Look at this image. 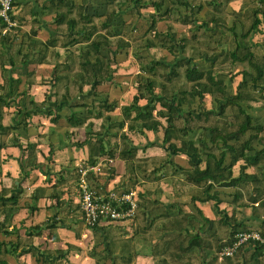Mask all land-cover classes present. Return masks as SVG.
Instances as JSON below:
<instances>
[{"label":"crops","instance_id":"1","mask_svg":"<svg viewBox=\"0 0 264 264\" xmlns=\"http://www.w3.org/2000/svg\"><path fill=\"white\" fill-rule=\"evenodd\" d=\"M148 1L153 0H111L108 4H101L94 0H12V8L9 14L15 24L6 27L5 32H2L0 25V192L4 197L18 192L14 202L9 200L0 202V240H3L7 246L13 242L17 244L12 253L2 254L8 264H111V262L115 264V257L120 255L118 254L119 247L124 246L122 241L125 240L127 242L125 246L130 245L131 248L125 257L129 255L132 259L133 252H140L139 250H132L138 245L140 238L143 244L141 246L149 247V250L145 255L137 254L135 256L136 262L142 261L141 258H137L139 255L141 257L148 255L154 259L161 253H166L161 255L166 259H162V261L168 262V254L171 255L175 251L167 250V248L164 252L158 251L157 242H165L171 239L170 237H175L183 239L182 242L185 244L184 240L186 239L184 237L194 233L199 237V245H192L186 251L180 250L174 254H178V258H180L189 255L188 252L197 253L201 264H205L216 251L220 250L216 249L220 241L216 233L217 224L227 225L225 226L228 228L227 231H230L231 228L256 230L263 235L264 152L256 164H247L244 168L245 173L250 176L245 178V185L241 187L213 185L210 192L213 191L215 196L206 200H200L198 197L203 195L202 187L199 185L198 193L192 192L186 197L179 196L177 193L174 197L167 198L165 192H149L150 189L148 188L145 189L144 193L138 192L136 191L138 182H142V185L144 182L145 185H149L147 183L151 182L152 179L153 181H163L165 178L164 164H169L167 176H176L185 184H193L186 181L181 171L175 169L174 166L177 164L190 168L192 161L198 162L199 160H201L199 164L202 165L204 153L201 152L200 146L194 141V138L191 139L194 141L193 144L197 146L195 153L185 151L171 153L168 146L161 143L162 125L165 124V121L163 116H156L155 114L156 109H163L157 102L152 114L158 118L161 125L159 124L156 130L143 127L141 130L137 127L140 126L139 124H133L129 127V122H127L129 117L123 115L121 106L130 102L132 94L136 91V86L134 88L128 85L132 90L130 96L123 100L120 96L119 83H114L111 79L96 85L82 83V80L84 81L86 78L82 74L83 66L81 64V61L85 59V44L91 38H95L96 35L105 36L108 41L110 35L117 37L116 42L122 40V31L129 26L124 24L122 15L134 13V5L143 7L148 5L145 7L147 17L143 21L146 22L152 37H145V42L150 39L152 41L150 47L160 45L168 49L165 46L168 41H165L164 44L159 43L153 34V28L149 27L155 8ZM162 1L161 9L168 8V12L155 20L153 26L155 32L160 31L167 37L176 39L183 36L185 37L184 46L188 39H194L193 49L196 56H200L198 59L184 54V47L181 50L179 47L175 48L179 50L180 55L189 58L197 69H208L215 79H221L225 92L226 78L215 72V70L224 71L216 69L215 61L218 55L230 57L229 53L236 45H239L241 52L249 50L253 55H264V21L260 12L256 13L259 18L257 25L247 31L252 21L253 11L256 8H263L264 10L263 4L259 0H193V3L190 0ZM116 4H120V6ZM207 5L209 9L204 10ZM79 6H82V10L86 13H96L97 15H94L89 22H85L81 18L78 26L69 29V18H76L81 13ZM191 7H194L193 10ZM141 8L139 7V10H142ZM182 8L186 9L187 13L182 14ZM111 10L115 13L111 25L107 28L101 27L100 23L104 20L106 11ZM135 10L138 9L135 7ZM173 11H180L181 15L178 18H173ZM191 11L194 14H189ZM56 13H65L64 19L56 20ZM94 18L101 20L95 24ZM173 19L177 20L174 21ZM176 22L186 25V31L189 30L188 36L187 33L178 35L173 31L171 25L176 24ZM160 24L162 27L159 26ZM79 26L93 31L88 39L81 36L74 42L72 37H77L76 30L79 29ZM107 30H110L111 33H108ZM244 31L246 34L242 37L241 33ZM176 35L178 36L176 37ZM227 35H230L232 39L227 38ZM215 37H218V44H216ZM232 44L233 46L230 48ZM257 46L263 47V50L258 52ZM114 51L112 50L113 53H115ZM171 52L169 54L172 57ZM91 53L88 55V59H92L93 54ZM238 53L240 52L238 51ZM213 55L214 57H212ZM170 58L165 59L169 60ZM236 61L247 63L246 60ZM234 62L235 60L231 61V63ZM184 66L178 67H181L184 72ZM136 72L143 73L138 67L137 69L132 68L129 77L132 82L136 81V77L133 79ZM144 75L146 74L144 73ZM122 81L127 84L125 80ZM69 85L76 86L77 90L81 87L83 93H75L73 96V92L70 91L69 93L68 91ZM258 85L262 86L263 84ZM158 86L159 84H154L153 90L155 92L162 90ZM215 86L216 84L212 91H209L212 101V105L209 107L202 108V94L200 98L196 95L193 96L194 99L195 97L198 98L195 106L183 105L185 102L183 100L178 108L185 111L190 106L189 108L198 112L216 107V100L221 95ZM85 87L87 88L84 89ZM167 89L168 85L164 84L163 91L166 92ZM180 90L171 91L174 92L175 96H180ZM113 91L115 95L112 94ZM46 97L48 98L46 99ZM73 97L75 98L73 99ZM94 98L98 100L95 110L92 107ZM18 99L20 100L18 101ZM104 99L114 103V106L108 111L101 110L98 116H94L98 108L97 105L101 104ZM29 100H36V103L40 104L39 107L29 109L27 116H24L21 110L17 112L21 109L20 106ZM55 101L61 104L57 111L53 106ZM219 101L222 102V99ZM47 102L48 105L45 106ZM144 102V98L138 100L139 104ZM77 109L78 111H75ZM55 113H58L59 117L53 122L50 118ZM70 114L81 117L82 122L76 125L70 123V120L67 119ZM223 114H225L224 111L216 116L222 117ZM252 117L255 116L252 115ZM97 118L99 120L97 126L92 128L94 123L92 120ZM120 122L121 124H119ZM138 122L140 121L136 123ZM103 125L107 126L103 135L105 145L96 147L97 150H101V153L96 151V156L93 157L94 162L90 163L88 162V153L92 146L85 142L89 136L88 132L91 129H97L99 126L103 128ZM4 126L6 128H3ZM85 127L91 129L87 131ZM191 132H188L187 138ZM137 134L145 136L143 139L146 140L142 145L137 144L138 140L135 138ZM155 134L157 136H154ZM58 135L60 136L59 139L56 138ZM260 137L251 140L252 149L248 150L247 153L251 154L255 149L264 147V145L256 146L257 144L252 142L255 139H260ZM72 141H76V144ZM132 146H135L133 155L124 156L121 154V149L126 150L125 148H128L130 150ZM160 151L163 152L160 153ZM212 151L216 153L218 148H213ZM69 152L72 153V157ZM228 157L225 155V163H227ZM97 161L101 164L100 171L87 172V181L90 187L97 193L114 191L117 194L128 189H135L136 206L130 216L101 219L92 227L85 225L82 218L76 183V169L77 165H89ZM241 163H243L242 158H238L232 164L231 173L233 176L237 175ZM10 181L12 184L8 186ZM38 185L43 188L39 190ZM44 186L48 188H44ZM219 188L222 190L218 192ZM243 188H245V203L237 199L241 196L239 190ZM140 189L142 191V187ZM193 196L195 198H192ZM235 197L237 198L235 199ZM213 198H217V201L213 202ZM217 204L219 209L227 208L228 210L229 208L231 212L236 211L239 205L245 204L244 216L235 218L231 213L229 214L230 219L225 218L223 222L222 216L217 219L216 212L219 209L213 212L215 210L213 205L217 206ZM223 217H227V215L224 214ZM236 219L238 221H234ZM39 223H44L45 227L36 229L35 227ZM152 231L155 234L159 233L157 242L149 238L153 233ZM144 233L146 234L145 238ZM170 233L173 235L169 236ZM131 236L132 238H127ZM137 239L139 240L137 241ZM145 239L149 243L146 242L145 244ZM248 242L239 244L233 253L227 257L220 254H218L219 256L216 255L215 264L224 260L227 264H238L239 257L245 259V264H264V248L259 247L256 250V243ZM45 252H47L46 257L49 259V263L43 256L41 257ZM207 255L208 257H206ZM122 256L123 261L127 260ZM132 262L135 261H131L130 264H134ZM223 264L225 263L223 262Z\"/></svg>","mask_w":264,"mask_h":264},{"label":"trees","instance_id":"2","mask_svg":"<svg viewBox=\"0 0 264 264\" xmlns=\"http://www.w3.org/2000/svg\"><path fill=\"white\" fill-rule=\"evenodd\" d=\"M105 1L108 3L111 2V0ZM259 1L261 2V4H263L264 7V0ZM148 3H151L155 8V13L151 16L149 27L151 29L153 28V34L158 39L159 43L164 44L165 41H168L165 46L170 51H172V57L169 60H166L164 57H160L150 58L149 60L144 61L140 58V56H138L137 62L139 70L143 71V73H145L146 75L142 77L140 74L136 73V91L132 94L130 102L121 106L123 115L129 117L127 121L129 122L128 126L131 127L133 124H139L140 126L137 127H139V129L141 130L142 127L146 129L156 130V128L160 124V121L158 120V118L153 116L152 111L155 107V103L157 102L161 107H163V109H156L155 114L156 116H163L165 121V124L162 125L161 143L168 146L171 153H175L178 151L195 153L197 149V146L193 144L195 141L200 146L201 152L204 153L202 165L199 164V162H201V160H199L198 162L192 161V166L190 168H185L177 164L174 166L175 169H179L181 171L186 181L202 187L203 195L198 196L200 200H206L210 197L215 196V193L213 191L210 192L213 185L237 187L245 185V178H249L250 176L245 173L244 168L247 164H256L259 157L264 152V147H260L259 149H255L251 154L247 153L248 150L252 149V146L250 145L251 140L259 137L258 135L262 130L263 124L255 121L252 117V114L246 111L248 108H252V106L249 105L248 101L254 100V96L249 95L250 89H248V87H251L252 89L260 92L261 89H264V55L260 56V59H258V57L253 55L249 50L241 52L239 45H236L235 48L229 53L231 59L235 61L246 60L248 65L254 69V72L248 70H240L241 77L235 84V91L233 93L225 92L224 84H222L221 79H215L214 75H212L211 71L208 69H197L190 62L189 58L178 53V51L181 50L182 47H184L185 37L181 36L180 38L176 39L173 37H167L166 34H162V32L160 31L155 32L153 27L155 20L158 19V17L167 14L168 8L161 9L163 4L162 0L148 1ZM79 8H81V13L80 15L78 14V18L71 17L68 20L69 29H73L78 26V24L81 22V18L85 22H89L94 15H97L96 13H86L82 10V6H79ZM257 12H260L264 21L263 8H256L253 11L252 21L248 26L247 31L254 28L259 22V18L256 15ZM56 15L57 17L55 19H60V21L61 19H64L63 17H65V13H56ZM114 16L115 13L113 10L106 11L104 20L100 23V26L103 28H107L108 26H110ZM0 25L2 26V28L5 27V22H3L1 19ZM92 31L93 30L87 29L86 27L79 26V29L76 30L77 37L73 36L72 39L74 40V42L81 36H84L88 39ZM107 31L108 33H111L110 30ZM245 34L246 33L244 31L243 33H241V36L244 37ZM145 43L146 46L152 45V41L150 39H147ZM117 45L126 46L128 45V41L120 40ZM85 47V59L81 61V64L83 66L82 74L86 78L84 81L82 80V83L86 82L96 85L100 82L110 81L111 74L109 72V64L111 59L109 56L110 48L107 38H105V36L96 35L95 38H91L88 43L85 44ZM175 47H179V50ZM238 51L240 53H238ZM90 52H92L91 54H93L92 59L89 58L91 61L88 59V55L90 54ZM180 65H185L183 72L184 77L186 80L191 82L190 88L188 90V92L191 94V97L196 95L198 98H200L204 91H212V88L216 84L215 88L221 95V97L216 100V107H218V110H216L215 107H210L206 110H201L198 112L193 111L192 108L189 107H187L185 111L180 110L178 106L182 104L186 90L181 89L179 92L180 96H175L174 92L172 91L168 92V94L163 91L164 84L171 81L174 77H177V67ZM157 67H162V69L157 70ZM155 74L161 79V81L159 82V86L162 88V90L159 92H155L153 90L155 83L151 75ZM260 82H263L262 86L258 85L261 84ZM51 86H53V84H51ZM78 90H81V87H79ZM140 98L145 99V102L143 104L138 103V100ZM220 99H222V102L219 101ZM28 102L30 103L32 102V100H29ZM28 102H24V109H19L17 112L23 110V115L27 116L29 114V109L28 111L26 109L27 105L29 104ZM244 102L245 105H243ZM227 105L236 106V116L239 118V121L234 127L230 128L228 124V127L225 125L226 127L223 128V126L220 127L219 124H216L217 122L212 124L207 123L206 125L199 124V120L206 121L208 120L209 116H215L222 113L225 106ZM33 106L37 107L39 105ZM53 106L55 109H59L61 107L60 102L57 101L54 102ZM113 106L114 103L107 102L104 99L101 104L97 105L98 108L94 116H98L101 110H110ZM48 111L49 109L47 110V112ZM91 111L92 110L90 109V112ZM58 117L59 114L55 113V115L51 117L50 120L54 122ZM67 119H69L70 123L74 125L82 122L81 117L75 116L73 114L67 116ZM176 119H181L180 126H177V124H175ZM137 121L140 122L136 123ZM119 124H121V122ZM196 126H200L204 129L198 136H196L193 141L191 138H187L186 135H188V132L193 131ZM3 128H6V126H4ZM203 132L205 133L207 140L205 136H203ZM244 134L245 137H243ZM213 148H218V151L214 153L212 151ZM125 149L126 150L121 149L122 155H133L135 146H132L130 150L128 148ZM98 152L101 153V150H98ZM225 155L229 156L227 163L224 162ZM238 158H242L243 163L239 164L238 173L237 175L233 176L231 173V166L236 162ZM88 162H94V158L88 155ZM17 193L18 192H15L4 197L0 192V202L7 200H9L10 202H14L17 198ZM192 198L195 197L193 196ZM35 228L38 229L39 227L36 226ZM235 229L236 228H231V230L228 231L225 239L218 242L219 244L216 248L217 250H219L221 246L230 245L232 243V240L234 239L233 233H235L236 231H245V229ZM184 238L186 239L184 240L185 244L182 242L183 239L180 238L178 239L173 237V239H168L167 241H165V247H170L169 249L174 250L175 252H180V250L186 251V249H188L192 245H199L200 243L199 237L196 233L191 235L189 234L188 237ZM248 243H251V241H249ZM255 243L257 245L255 246L256 250L259 247H263L262 244L258 242ZM16 247L17 244H15L14 242L10 243V246H7L3 240H0V264H8L2 254L13 252ZM174 253L168 255L170 258H175L177 260L175 264H188V261H184L182 263L179 262L178 254ZM224 256L227 257V255ZM215 258L216 254H213V256H211V259H209L205 264H210ZM126 259V261H129L130 256L128 255ZM162 259L165 260L164 257H161V260ZM223 262L227 264L225 260ZM223 262H219L218 264H223Z\"/></svg>","mask_w":264,"mask_h":264},{"label":"rangeland","instance_id":"3","mask_svg":"<svg viewBox=\"0 0 264 264\" xmlns=\"http://www.w3.org/2000/svg\"><path fill=\"white\" fill-rule=\"evenodd\" d=\"M94 1L100 2L101 4H106V3L108 4V2H106V1L104 2V0H94ZM190 1L193 3V0H190ZM117 6H120V4L117 5ZM147 6L143 7V6H140V5H138V6L134 5V8L136 7L138 10L134 11V8H133V12L134 13H132V12L130 14L129 13H127V14L125 13L126 16L122 15V19H123L124 24H127L129 26H128V28L126 30L122 31V35H123L122 37L123 38H121V39L122 40H127L128 41V45H126V46L117 45L118 44V42H116V38L117 37L113 36V35L109 36V47L111 48L109 56H111V59H112L110 64H109V72L111 74V80L114 83H119V85H120L119 86V89H120L119 91H121L120 92V94H121L120 96H121V98L123 100H126L130 96V93H131L132 89L128 85H131L134 88L136 86V81H134L135 83L132 82L131 80H129V77H130L132 68H134V69H137V67L139 68L138 62H137L138 61V56H140V58L142 60H144V61L149 60L150 58H160L161 56H163L164 58H167V59L171 57V55L169 54L170 51H167L168 49H165L163 46H160V45H156L154 47L146 46L145 37H148V38L152 37L150 35L148 29H147L148 27H147L146 22L143 21V19H145L147 17V15H146L147 9L145 8ZM139 7H142L141 8L142 10H139ZM149 8L152 9L151 7H149ZM193 8L194 7H191L192 10H193ZM206 9H209L208 5L204 7V10H206ZM185 10L186 9L182 8V10H181L182 14L187 13ZM122 13L124 14V11ZM190 13L194 14V12H192V11L189 12V14ZM172 15H173V18L174 17L178 18L181 15V12L180 11L179 12L178 11H173ZM99 20H101V19L94 18L93 22H95V24H97L99 22ZM173 20L176 21L177 19H173ZM26 23L28 24V22H26ZM159 26L162 27V24H160ZM171 26L173 28V31L176 32V34L185 35L187 33V36H188L189 30L186 31V29H185L186 25H182V24L176 22V24H174V25L172 24ZM187 26H188V24H187ZM178 35H176V37ZM226 37L229 38V39H232L230 35H227ZM215 39H216V44H218V40H217L218 37H215ZM194 43H195L194 39H191V38L188 39L186 45L183 48V51H184L183 53L184 54H188L191 57H195V59H198L200 56H196V52L193 49ZM229 45H230V42H229ZM232 46H233V44L230 46V48H232ZM112 50H115L114 51L115 53H113ZM262 50H263V47H260V46L258 47L257 46V51L258 52H260ZM189 53H192V54H189ZM255 56H257L258 59H260L259 55H255ZM212 57H214V55ZM216 59H217L215 61L216 69H222L224 71L218 72V71L215 70V72H217V74H221L222 76H225V78H226V80H225L226 88L225 89H226V92H228V93H233L235 91V83L240 79V75H241L240 74L241 73L240 70L241 69H244V70L246 69V70H249L251 72H254V69L252 67H250L249 65H247V63L245 61H242V62L235 61L234 63H231V61H234V60H231L230 57L227 56V55L226 56H223V55L219 56L218 55L216 57ZM161 69H162V67H157V70H161ZM177 69L179 71L178 77H174L171 81L165 83V84L168 85L167 91L168 92H170L171 90L176 91L177 89L186 90L185 97L183 99L185 102H183V105L195 106V104H197L198 98L195 97V99H194V97H191V94L188 92V90L190 88V82L185 80V78L183 76L182 68L178 67ZM138 74H140L142 77L145 76L144 73H142V72L138 73ZM135 75L133 76V79H135V77L137 76V75L136 76ZM151 77L154 79L155 84H159V82L161 81L160 77H158L156 74L155 75H151ZM121 80H125L127 82V84L123 83V81L121 82ZM114 83H112V84H114ZM260 83L262 84L263 82H260ZM69 87L70 88H68L69 89L68 91H69V93H70V91L73 92V96H74L75 93H83L82 90H77L76 86L69 85ZM86 88L87 87H85L84 89H86ZM248 89H250L249 95L250 96H254V100L255 101L254 100H249L248 101L249 105L252 106V109L248 108L246 111L250 112L252 115L255 116L254 117L255 121L260 122V123L263 124L262 125L263 126L262 130L259 132L260 133L259 137L261 136L260 139H255L252 142H254V144H257L256 146H261V145H264V89H261V92L255 90V89H252L251 87H248ZM23 92H25V91L23 90ZM112 94L115 95V92L113 91ZM202 94H203V97H202V108L203 107L206 108V107H209L210 105H212V101L210 99L211 98V93L209 91H205ZM3 97L5 99V96H3ZM47 98L48 97H46V99ZM74 98L75 97H73V99ZM73 99L71 100L72 102L74 101ZM19 100L20 99H18V101ZM93 100H94V104H92V107L95 110L98 100H97V98H94ZM48 102L45 104V106L48 105ZM16 104H19V103L16 102ZM33 105H40V104L36 103V100H32V102H30L27 105V107H26L27 111H28V109H32L34 107ZM243 105H245V102H244ZM20 107H21V109H24V104H22ZM37 107H39V106H37ZM188 107H190V106H188ZM59 109H56V111L59 110ZM75 111H78V109L75 110ZM223 111L225 112V114H223L222 117L213 115V116H209L208 120H206V121L199 120L198 122H199V124H203V125H206L207 123L208 124H212V123L217 122L216 124H219L220 127L223 126V128L226 127V126L228 127V124H229L230 128L234 127L239 121V118L236 116V106L233 105V106L226 107V108H224ZM83 113H84V111H83ZM92 121L94 122L93 125H92V128H93V126L94 127L97 126V122L99 120L97 118V119H94ZM109 122H110V119H109V121L107 123L109 124ZM175 123L176 124H181V120L180 119H176ZM102 127L103 128H101V126L97 127L98 130L97 129L92 130L89 127H85V130H87V131H88V129L89 130L91 129V131L88 132L89 136L87 137V139L85 141V142H88L90 146H92V148L90 149V152L88 153L89 156L95 157L96 156V151H98L96 147L99 146V145L102 146L103 144L105 145V141H104L105 139H104L103 135L105 133V128L107 126L103 125ZM203 129L204 128H201L200 126H196L195 129L193 130L194 133L193 132L189 133L188 137L195 139L196 136H198L203 131ZM154 136H157V135L155 134ZM203 136H205V138L207 140V137H206L205 133L203 134ZM143 137L145 138V136H141L139 134H137L135 136V138L138 140V143H137L138 145H142L144 143V141L146 140V139H143ZM243 137H245V134L243 135ZM56 138L59 139L60 136L58 135V136H56ZM156 138L159 139V137H156ZM130 141H132V138H130ZM75 142L76 141H72V143H75ZM162 152L163 151H160V153H162ZM69 154L72 157V153L69 152ZM168 165L169 164H166V165L164 164L163 165V170H165V175H164L165 178L163 179L162 182L159 181V180L153 181V179L150 180L151 182L147 183L149 185H145V182H144V185H142V182H138L137 185L139 187L138 186L136 187L137 188L136 191L144 193L145 189L148 188V189H150L149 192H154V193H158V192H163L164 193L165 192V196L167 198L174 197L175 195H177V193L179 194V196L182 195V196H185V197L188 194H191L192 192L198 193V191L200 190L198 185H193V184L189 185L188 183L185 184L182 181L178 180V178L176 176L175 177H172L171 175L167 176V173L169 172L168 171L169 170L168 169ZM235 168H236V166H235ZM11 184L12 183L10 181V184L8 186H10ZM146 186H148V187H146ZM141 187H142V191L143 192L140 189ZM37 188L40 190L43 187L39 186ZM44 188H48V187L44 186ZM227 189H231V188H227ZM219 190L221 191L222 188H219L218 192H219ZM235 190L238 191L239 189H235ZM242 190H239V192L241 193V196L239 195L240 198L235 197V199L237 198L238 200H240V201L242 200L245 203V194H244L245 188H243ZM234 191H229V192H234ZM222 192L226 193L225 191H222ZM213 199H214L213 202L217 201V198H213ZM237 202L239 203V201H237ZM10 207H12V206H10ZM244 207H245V204L244 205H239V208L236 209V211H232L231 212V210L229 208H228V210H227V208L219 209V206L217 204V206L213 205V208L215 209L213 212H216L219 209L216 212V215L218 216L217 219H219V217L222 216V218H223L222 221L224 222L225 218L230 219V215L229 214H231V213H232V216L235 217V218H240V216L243 217L244 216V211L243 210H245ZM224 214H226L227 217H223ZM234 221H238V219H236ZM225 226H227V225L217 224L216 233H217V236H219L220 240L223 237L227 236V234H228V231H227L228 228H226ZM38 227H39V229L42 228V227H45L44 223H39ZM152 232L153 233H152V235L149 236V238L152 241H156L157 238L159 237V233L155 234L154 231H152ZM130 234H131V232H130ZM143 235H144V238H145L146 234L144 233ZM166 235H168V234H166ZM172 235L173 234L170 233L169 236H172ZM184 235H185V233H184ZM127 238H132V236L131 237H127ZM170 238L173 239V237H170ZM138 240L139 239H137V241ZM208 240H211V239H208ZM122 242H123L124 246L123 247H119V253L118 254H120V255L115 257V259H114L115 264H124V263L130 264L131 261H135V262H132L134 264H147V263H149V264H175V262L177 261L175 258L172 259V258L167 256L168 262H163L161 260V257L163 255H165L166 253H163V254L161 253V254H158L157 257H154V259L151 256L148 257V255L145 256V257H141V255H139V256H137V258H141L142 261H140V262L137 261L136 262L135 256L137 254L145 255V253L149 250V247L141 246V245H143L141 243V238H140V240L138 242V245L132 248V250L133 249L134 250H139L140 252H133L132 259H130L129 262H127L126 260L123 261L121 256L123 255L122 257L124 258L126 253L130 252L131 248H130V245L125 246L127 244V242L125 240H123ZM131 242H132V240H131ZM144 242H145V244H146V242L149 243L148 240H146V239L144 240ZM159 242L160 241L157 242V245L159 247L158 251H163L164 252L166 250V247H165L166 243L162 242V241L160 243ZM169 248L170 247H167V250ZM196 249H198V248H196ZM46 253L47 252H45V254L41 255V257L43 256L44 259L47 260V263H49V259L46 257ZM188 253H189V255H185L184 257L181 256L180 258H178L179 262L182 263V262H184L183 260H185V262H187L189 260L188 264H201V262L198 259L197 253H194V254L193 253L191 254L190 252H188ZM215 254L217 256H219L218 255L219 251H216ZM199 257L201 258V256H199ZM206 257H208V255ZM215 263H216V260L214 259L212 261V264H215ZM237 263L238 264H245V259H243V257H239V259L237 260ZM111 264H112V262H111Z\"/></svg>","mask_w":264,"mask_h":264},{"label":"built area","instance_id":"4","mask_svg":"<svg viewBox=\"0 0 264 264\" xmlns=\"http://www.w3.org/2000/svg\"><path fill=\"white\" fill-rule=\"evenodd\" d=\"M12 8V0H0V17L5 22L6 27L15 24L10 18L9 11ZM101 164L99 161L89 165H77V187L79 192L82 218L87 226L95 225L101 219H117L130 216L136 206L135 190L117 194L114 191L97 193L90 187L87 181V172H99ZM124 206V207H123ZM233 240L230 245L222 246L220 255H231L235 248L247 241L258 242L264 248V236L256 230H245L233 233Z\"/></svg>","mask_w":264,"mask_h":264}]
</instances>
